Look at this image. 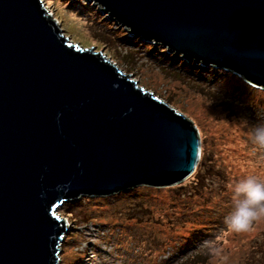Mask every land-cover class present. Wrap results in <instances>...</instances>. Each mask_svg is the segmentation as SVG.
Masks as SVG:
<instances>
[{"label": "water", "instance_id": "water-1", "mask_svg": "<svg viewBox=\"0 0 264 264\" xmlns=\"http://www.w3.org/2000/svg\"><path fill=\"white\" fill-rule=\"evenodd\" d=\"M129 35L264 91V0H87ZM42 0H0V264H59L66 202L188 178L194 123Z\"/></svg>", "mask_w": 264, "mask_h": 264}, {"label": "rangeland", "instance_id": "rangeland-1", "mask_svg": "<svg viewBox=\"0 0 264 264\" xmlns=\"http://www.w3.org/2000/svg\"><path fill=\"white\" fill-rule=\"evenodd\" d=\"M42 3L59 23L64 35L74 43L103 51L116 65L118 63L124 73L130 70L123 63L129 58H124V48L103 34L99 30L102 27L93 22L99 20L104 26L112 24V27L123 29L127 36H133L122 26L107 19L96 6L87 0H42ZM137 38L140 41H134L139 43L138 48H142L143 43L156 44L133 37ZM159 46L164 52L170 53L165 47ZM147 64L137 65L131 78L163 100L175 95L174 100L170 101L171 106L196 126L202 157L195 171L174 185L135 187L138 188L137 196L130 193L126 194L130 195L128 197L125 194L103 199L88 197L80 206L75 204L77 200L66 202L72 203V209L67 213L62 205L58 214L62 211L73 219L84 212H94L99 218L97 225L78 222L82 221L79 217L77 221L69 223L68 232H81L84 239H64L59 264L62 254L65 261H71L72 264H264V215L242 232L232 231L224 222V217L232 208L231 186L248 176L264 181V147L253 143L248 135L252 126L264 124V91L254 88L249 94L246 89L251 86L245 82L244 86L241 78L229 71L222 77L220 87L215 89L207 86L187 87L160 72L165 69L157 70ZM238 93L239 96L243 94V99H240L242 96L237 100L233 98ZM221 94L234 101L223 99ZM251 99L254 109L244 110L246 106L243 102ZM222 100L225 101L221 103ZM226 104L232 105L228 108ZM238 107L243 109L239 117L227 116L226 111L235 112L234 109ZM199 171H203L202 183L197 185L200 190L194 187L195 173ZM188 193H191V198ZM130 197L141 199V211L136 206H130L129 202L134 199ZM182 205L187 208L180 210ZM128 206L134 210H128ZM134 211L140 212L135 214ZM131 232L137 234V238L131 236ZM146 235L162 242L158 249H147L142 238ZM168 238L175 239L176 244L168 246L164 242ZM145 242L151 248H156V241L151 243L146 239ZM191 242L194 243L190 245ZM199 247L201 249L197 250ZM76 250L85 253H77ZM78 257L81 260L73 263V259Z\"/></svg>", "mask_w": 264, "mask_h": 264}, {"label": "trees", "instance_id": "trees-1", "mask_svg": "<svg viewBox=\"0 0 264 264\" xmlns=\"http://www.w3.org/2000/svg\"><path fill=\"white\" fill-rule=\"evenodd\" d=\"M93 24H96V25L102 27V29H99V30L103 34H105L110 39H114L116 42H118L120 44V46H122L124 48V50H123L124 51L123 54L125 55L124 58L129 57L126 62L125 61L123 62L126 65V68L130 69L128 71L125 70V72L127 74H131L135 70L137 65H139L141 63L145 64V62H147L148 64L153 65L157 70H159L160 68L165 69L164 71H160V72L162 74H164L165 76H168V78L176 79V81L180 82L184 86H187V87H205V86H207V87L215 89V87H220L219 84H220V81L222 80V77H224L226 74L229 73V72H227L225 70H222V69H216V68L211 67V66H201V65L195 64V63H193L191 61H185L184 59L180 58L179 56L173 55L172 53L170 54V53L164 52V49L160 48V46L156 45V44L155 45H152V44L147 45V44L142 42L144 45L141 43V46L143 45L142 48H138L139 43H137V42H139L140 40L138 38L136 40V39H133V37L127 36L126 33L123 31V29H118L116 27H112V24L104 26L103 23L99 22V20L96 21V22H93ZM134 40L137 41V42H135ZM164 60H169V62L166 63V61H164ZM133 61L135 63H133ZM117 65H118V63H117ZM118 67H120V66L118 65ZM200 81H204V82H200ZM205 82H206V84H204ZM241 83L244 86H246V84L243 81H241ZM248 86H250V85H248ZM254 88L255 87L251 86V87H248V89H246V90L249 93ZM219 92H220V90H219ZM222 92H223V94L226 95V91L223 90ZM229 95H231V94H229ZM221 97L223 99H228V100L234 101L233 99L225 97L222 94H221ZM239 97H241L240 99H243V94L240 93V96H239V93L233 95V98L236 99V100ZM174 98H175V95H171V96L167 97V99H165V101L168 102L171 105L170 101L174 100ZM224 101L225 100H222L221 103L224 102ZM252 102H253L252 99H251V101H247L246 100L245 102H243V105L246 106L244 108V110H246V109L253 110L254 107L252 105ZM231 105L229 104V105H227V107L229 108ZM242 110H243L242 108L238 107V108L234 109L235 112H233V110H232V112L229 110L230 113H229V111H226L228 113L227 116L230 115L231 118H233V117L237 118V117H239L238 114ZM252 112L254 114V111H251V113ZM236 115H238V116H236ZM249 115H251V114H249ZM202 174H203V171H199V172L195 173V178H196L195 184L196 185H194V187H196L198 189L200 187L197 186V185H199V183L201 185V183H202V182H200V180L202 178ZM144 187L145 186H142L141 188H144ZM137 192H138V188H133V189H129L127 191L120 192V193L112 195V196H108V197H112L113 198V197H116L117 195H122V194L126 195V194H130V193H132V194L135 193L136 196H137L138 195ZM194 192L195 191H193V194H194ZM188 194H190V198H191L192 197L191 193H188ZM126 196L128 197L130 195H126ZM99 198L103 199L105 197H99ZM132 198H134V199H132ZM85 199H88V197H82V199H78L75 204H78L80 206L81 202L86 201ZM130 199H132V201L129 202L130 206L131 207L136 206V209L141 211V207H142L141 199L135 200V197H130ZM185 204H187V203H185ZM71 205H72V203H64L62 208H65V210H67V213H69L70 210L72 209ZM73 206H75V205H73ZM130 206H128V210L129 209L134 210V208H131ZM183 207L187 208L186 205H182V207H180L179 209L180 210H184ZM173 210H175V209L173 208ZM140 211H137V212L134 211V213L135 214H139ZM80 215H81L80 217H79V215L77 217L72 215V217L74 216L73 217L74 220H73L70 217H68L66 213H62V211H61V216L65 217L69 221V223L77 221L80 218V219H82V221L78 220V222H83L85 224L89 223V222H92L95 225L98 224L97 219L99 218V215H96V213H94V212L85 213L84 212V213H82ZM193 218H196V217H193ZM78 227L79 226H75L74 228H78ZM130 234H131V236H134L135 238H137L136 237L137 234L134 235L135 234L134 232H131ZM75 237H79L81 239H84L83 234L81 232H77V233H74V232L73 233L72 232L69 233L68 232V234L65 236V240H72ZM142 238H143L144 244H146L147 249H149V251H152V250L154 251V250L158 249V247L162 243V242L157 241L156 239H154L153 237L148 236V235L142 236ZM146 239H149V241L151 243H153V241H156V243H157V244H155L156 248L153 249L150 246H148L147 242H145ZM164 242L168 246L172 245V244H176L175 239L171 240L170 238H168ZM193 243L194 242H191L189 244L192 245ZM61 249H64L63 245H62ZM199 249H201V248L199 247L197 250H199ZM75 252H77V253L80 252L81 254L85 253V251H83V250H80V251L76 250ZM194 252L195 251L191 252V254L194 253ZM129 256L132 257L130 254H129ZM62 257H63V254L61 255V259H62L61 264H72L71 261H65L66 258L63 257L64 258L63 259ZM78 260H81V258L78 257L77 259H73L72 262L73 263H77Z\"/></svg>", "mask_w": 264, "mask_h": 264}, {"label": "clouds", "instance_id": "clouds-1", "mask_svg": "<svg viewBox=\"0 0 264 264\" xmlns=\"http://www.w3.org/2000/svg\"><path fill=\"white\" fill-rule=\"evenodd\" d=\"M248 135L253 143L264 147V124L252 126ZM231 191L232 208L224 222L232 231H247L253 221L264 215V181L248 176L236 181Z\"/></svg>", "mask_w": 264, "mask_h": 264}, {"label": "bare ground", "instance_id": "bare-ground-1", "mask_svg": "<svg viewBox=\"0 0 264 264\" xmlns=\"http://www.w3.org/2000/svg\"><path fill=\"white\" fill-rule=\"evenodd\" d=\"M200 152H201V150H200ZM202 156V155H201ZM201 158V157H200ZM65 239V238H64ZM63 243V242H62Z\"/></svg>", "mask_w": 264, "mask_h": 264}]
</instances>
